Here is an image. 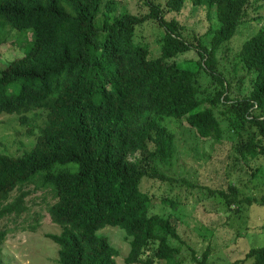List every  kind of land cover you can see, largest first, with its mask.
Listing matches in <instances>:
<instances>
[{
	"label": "trees",
	"instance_id": "trees-1",
	"mask_svg": "<svg viewBox=\"0 0 264 264\" xmlns=\"http://www.w3.org/2000/svg\"><path fill=\"white\" fill-rule=\"evenodd\" d=\"M140 2L147 8L142 14L118 10L115 0H0V44L8 33L30 42L21 57L0 69V113H15L29 132L35 121L27 114L43 115L29 149L18 156L0 152V264L10 230L3 221L27 210L31 184L41 190L51 222L60 227L46 233L58 246L59 264H116L118 251L101 233L105 226L125 233V264H181L171 239L186 245L197 264H209L206 251L196 256L182 239L168 209H154V193L141 189L144 178L206 187L162 171L173 167L178 150L177 134L162 124L165 117L186 121L182 134L193 142L221 143L227 157L233 156L225 177L234 175L243 185L246 168L243 189L230 179L224 189L206 187L211 196L220 197L227 209L264 206V193L253 195V184L248 185L261 167L257 158L264 156V15L248 10L264 9V3ZM186 6L205 8L204 34L185 32L186 26L168 15ZM251 18L263 21L246 34L230 68L221 69L217 52L229 50L227 43ZM146 22L157 24L155 48L137 41L135 28ZM161 202L176 205L168 193ZM248 259L264 264V244L231 264Z\"/></svg>",
	"mask_w": 264,
	"mask_h": 264
},
{
	"label": "rangeland",
	"instance_id": "rangeland-1",
	"mask_svg": "<svg viewBox=\"0 0 264 264\" xmlns=\"http://www.w3.org/2000/svg\"><path fill=\"white\" fill-rule=\"evenodd\" d=\"M140 1L115 0V4L118 10L125 11L126 9L132 13L142 14L147 8ZM154 1L164 3L165 0ZM258 3H264V0H259ZM99 14L100 11L96 15L97 26L100 25ZM248 14L264 15V9L254 12L250 8ZM168 15L170 17L176 16L175 18L186 26L185 32L191 34L202 35L209 26L204 7L191 11L186 6L180 13L172 12ZM261 21L263 20L257 21L254 18L246 20L239 27L241 29L240 35H234L227 43L229 50L217 52L221 69L228 70L230 68V61L234 59V53L240 47L241 42L247 38L246 34L257 29ZM135 29H137L136 33L139 37L137 41L139 39L143 42L147 40L153 48L157 46L154 40L158 36L155 22L137 25ZM2 31L3 29L0 28V33ZM16 33L19 32L16 31ZM13 36L8 33L4 42L0 44V69L5 68L11 60L21 57L30 45V42L26 41L23 35ZM102 36L103 34L100 33L99 38ZM207 81L205 77H201L203 86H206ZM27 115L35 121L32 132L28 131L27 124L22 125L19 122L15 113H0V152L18 156L35 142L39 127L43 125V115L42 117H35L34 114ZM162 124L175 131L178 145L175 164L171 168L162 170L166 175L176 179L187 175L193 181L205 183L206 187H211V189H215V187L224 189L226 182H230L231 179L239 189L244 188L242 186L246 184L249 178L246 168L241 169L243 185L238 182V178L234 175L230 174V177H225L233 156L227 157V151L221 143L215 144L213 140L203 141L199 139L197 142L189 140L187 135L182 134L187 127L186 121L165 117ZM257 162L261 167L257 176L248 185L253 184L255 190L251 193L259 196L264 193V156L258 157ZM34 187V184L30 185L31 193L24 198L27 210L16 220H13V215H8L3 221L10 229L2 243L1 258L4 264H59L57 262L58 246L46 236V233H58L60 227L51 222L45 208L46 202L41 196L42 192L41 190H34ZM206 187H187L181 181L164 183L147 178L141 182L143 191L154 193L152 198L154 209L160 213L170 212L178 233L186 244L192 247L196 256H201L204 251L207 252V263L231 264L233 260L243 258L250 247L263 245L264 206L252 203L250 206L244 205L238 211L237 205L234 204L230 209H227L222 205V199L218 196H211L212 193H209ZM167 193L173 204L176 202L174 207L163 206L164 203L161 202V198ZM47 199L50 198L47 197ZM163 208L166 209L161 212ZM34 223L36 226L33 225ZM30 226H35L36 229L31 231ZM101 233L109 238L118 251V255L115 256L116 264H125L123 259L129 250V246L123 230L118 227L105 226ZM171 243L179 247L177 256L181 260V264H197L192 258L191 250L186 245L174 239H171ZM238 264H251V260L248 259Z\"/></svg>",
	"mask_w": 264,
	"mask_h": 264
}]
</instances>
